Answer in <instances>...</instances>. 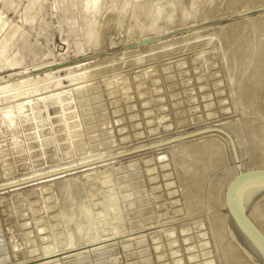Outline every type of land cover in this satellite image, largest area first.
<instances>
[{
  "label": "rangeland",
  "instance_id": "obj_1",
  "mask_svg": "<svg viewBox=\"0 0 264 264\" xmlns=\"http://www.w3.org/2000/svg\"><path fill=\"white\" fill-rule=\"evenodd\" d=\"M178 1L0 0V264L252 263L222 134L100 160L220 128L264 167V0Z\"/></svg>",
  "mask_w": 264,
  "mask_h": 264
},
{
  "label": "bare ground",
  "instance_id": "obj_2",
  "mask_svg": "<svg viewBox=\"0 0 264 264\" xmlns=\"http://www.w3.org/2000/svg\"><path fill=\"white\" fill-rule=\"evenodd\" d=\"M83 2H85L86 3V7H87V13L88 14H90V15H94L95 13L97 14V12L100 10V8H101V3H102V1L103 0H82ZM112 1V0H111ZM127 1H129V0H127ZM134 1V0H133ZM140 1V0H139ZM148 1V0H147ZM162 1V0H161ZM180 1V0H179ZM178 1V2H179ZM193 1V0H192ZM195 1V0H194ZM113 2H114V0H113ZM137 2V1H136ZM173 2V1H172ZM195 2H197V1H195ZM148 3V2H147ZM170 3V2H169ZM169 3H168V5H169ZM115 3H113L112 5H114ZM133 4V3H132ZM156 4H157V2H156ZM164 4H166V3H164ZM172 4V3H171ZM123 5V4H122ZM137 5V4H136ZM173 5V4H172ZM176 5V4H175ZM105 6V5H104ZM141 6H142V4H141ZM160 6H163L162 4L160 5ZM178 6V5H177ZM256 6V5H255ZM123 7H124V5H123ZM193 7V6H192ZM211 7V6H210ZM118 8V7H117ZM135 8V7H134ZM156 8V7H155ZM154 8V9H155ZM163 8H165V7H163ZM172 8H173V6H172ZM107 9V8H106ZM122 9V8H121ZM139 8H137V10H138ZM157 9H158V7H157ZM161 9H162V7H161ZM160 9V10H161ZM113 10V9H112ZM156 10V9H155ZM159 10V9H158ZM164 10V9H163ZM162 10V11H163ZM166 10V9H165ZM175 10V9H174ZM198 10V9H197ZM115 11V10H114ZM183 11V10H182ZM108 12V11H107ZM112 12V11H111ZM167 12H168V10H167ZM100 13H101V11H100ZM115 13V12H114ZM119 13V12H118ZM142 13V12H141ZM164 13V12H163ZM153 14V13H152ZM162 13L160 12V11H154V15H155V18H153L154 19V22L156 21L157 22V18L158 17H160V15H161ZM167 14V13H166ZM123 15V14H122ZM136 15V14H135ZM163 15V14H162ZM169 15V14H168ZM124 16V15H123ZM131 16V15H130ZM147 16V15H146ZM154 17V16H153ZM167 17V16H166ZM194 17V16H193ZM255 17V16H254ZM132 19V18H131ZM161 19V18H160ZM26 20L27 21H32L33 20V15H29V16H27V18H26ZM140 20V19H139ZM139 22V21H138ZM153 23V22H152ZM119 25V24H118ZM144 25V24H143ZM87 26H88V31H87V37L91 40V39H93L94 37H93V33H92V30H91V28H92V23L91 22H88L87 23ZM3 27H4V24H2V22L0 23V33L2 32V30H3ZM94 27V26H93ZM96 27V26H95ZM250 28V27H249ZM148 30V29H147ZM252 39V38H251ZM255 39V38H254ZM259 50H260V48H259ZM9 61V48H8V46H3L1 49H0V64L2 65V66H4V65H6L7 64V62ZM83 91V88H80V92H82ZM75 99V98H74ZM83 99V98H82ZM61 100V99H60ZM40 102H43V100H41ZM39 102V103H40ZM62 103H65V101H62ZM78 103V102H77ZM22 106V105H21ZM84 106V105H83ZM82 107V106H81ZM19 109H20V106H19V108H18V112H19ZM21 112V111H20ZM30 116H32V114L30 115ZM76 165V164H75ZM242 165V164H241ZM60 166V165H59ZM72 166V164L70 165V167ZM262 166V165H261ZM66 167V166H65ZM65 167H63V169L65 168ZM67 167H69V166H67ZM67 167H66V169H67ZM56 169V168H55ZM55 169H54V171L53 172H55ZM60 169H62L61 167H60ZM264 169V167H252V166H249V165H246L245 163H243V168H242V171L243 172H245V171H253V170H263ZM53 169H51V171H52ZM51 171L49 170V172H50V174H51ZM59 171V170H58ZM61 171V170H60ZM59 171V172H60ZM63 171V170H62ZM56 172H57V169H56ZM45 173V172H44ZM43 173V174H44ZM46 173H48V171L46 172ZM59 174V173H58ZM41 175V174H40ZM75 175V174H74ZM238 175V170L236 169H234V173H233V176H232V178H231V180L229 181V183L236 177ZM50 176H52V175H50ZM60 175H58V177H59ZM65 176H67V175H65ZM64 176V177H65ZM72 176V175H71ZM34 177H36V175H34ZM54 177H57V176H54ZM64 177L62 178V179H64ZM67 177H69V176H67ZM30 178H32V176H30ZM29 178V179H30ZM48 178V177H47ZM49 179H51V177L49 178ZM53 179V178H52ZM66 179V178H65ZM40 180H44V181H47V180H45V178H43V179H40ZM39 180V181H40ZM58 180H59V182H61L62 180H61V178L59 179L58 178ZM51 181V180H50ZM40 182H42V184H43V181H40ZM49 182V181H48ZM47 182V183H48ZM37 183H39V182H37ZM37 183H36V185H37ZM55 183H56V178H55ZM228 183V184H229ZM35 183H33L32 184V186L34 185ZM228 184H227V186H228ZM40 185H41V183H40ZM31 186V185H30ZM227 188V187H226ZM15 190V189H14ZM69 191V190H68ZM264 196V184H250V185H245L244 187H243V189H242V191H241V194H240V202H241V205H242V208H243V210H244V213H245V215L248 217V219L257 227V229L264 235V232H263V230L260 228V226H258V224L256 223V220H254V219H252L251 217H250V213H251V211H252V209L254 208V206H255V204L258 202V201H260V199L262 198ZM224 204H225V194H224ZM225 207H226V205H225ZM226 209V211H227V213H228V210H227V208H225ZM65 213V212H64ZM74 213V212H73ZM67 214V213H66ZM73 214H71V215H69L71 218L73 217L72 216ZM227 215H229V213L227 214ZM66 216V215H65ZM63 216V218H65V224H66V226H67V224H69L70 222V220H68V219H66V217L68 216ZM69 217V218H70ZM68 218V217H67ZM227 218H230L231 220H230V222L229 223H231V221H232V223H231V226H232V229H230V230H232V233H234V236H235V238L237 239V241L240 243V245L244 248V250H245V252L247 253V256L250 258H248L249 260H247L248 262H252V263H250V264H264V257L262 256V253L260 252V250L253 244V243H251V242H249V240L247 239V237H246V235L243 233V232H241V230L238 228V226L235 224V222L233 221V219H232V217H230V215H229V217H227ZM85 222V221H84ZM77 224H79V223H77ZM83 224V223H82ZM81 224V225H82ZM74 225L76 226V224L74 223ZM81 225H79V226H81ZM65 226V225H64ZM69 226L70 225H68L67 227L69 228ZM77 227L79 230H81V228H82V226H81V228L80 227ZM231 226H229V227H231ZM67 227L65 228V229H67ZM71 227V226H70ZM74 227V226H73ZM72 228V227H71ZM74 228H76V227H74ZM78 229H76V232L78 231L79 232V230ZM71 230V229H70ZM73 231H75L74 229H72ZM67 232V231H66ZM75 232V234H74V232H73V234L74 235H77V233ZM72 234V232H70L69 231V235L70 236H72L71 234ZM67 235V234H66ZM73 235V236H74ZM232 235V234H231ZM70 236H66V237H69V240L71 239V237ZM73 238V237H72ZM68 240V241H69ZM236 242V241H235ZM237 242V243H238ZM69 243H70V241H69ZM72 244H73V242H72ZM239 245V246H240ZM238 246V247H239ZM239 249H241V251H242V248L241 247H239ZM245 252H243L244 254H245ZM243 254V255H244ZM246 255V254H245ZM246 257V256H245Z\"/></svg>",
  "mask_w": 264,
  "mask_h": 264
},
{
  "label": "water",
  "instance_id": "obj_3",
  "mask_svg": "<svg viewBox=\"0 0 264 264\" xmlns=\"http://www.w3.org/2000/svg\"><path fill=\"white\" fill-rule=\"evenodd\" d=\"M210 132H218L222 134L227 141L229 142L231 154L233 157V161L235 163V167L238 170V175L228 184L225 191V205L228 210L230 217H232L235 224L238 228L243 232L249 242L253 243L262 253L264 257V235L257 229V227L248 219L245 215L244 210L242 208L240 202V194L245 185L250 184H264V169L263 170H253V171H242V166L240 165V160L238 157V153L236 150V146L232 136L225 130L220 128L214 129H201L192 133H188L185 135H180L179 137H172L166 139L164 141H159L157 143L140 147L129 151L128 153L118 154L112 157H107L105 159H100L101 162L105 160H111L114 158H119L121 156H125L131 153H137L148 149H155L158 147L166 146L178 141H183L186 139L198 137L200 135L210 133ZM97 162V161H96Z\"/></svg>",
  "mask_w": 264,
  "mask_h": 264
}]
</instances>
